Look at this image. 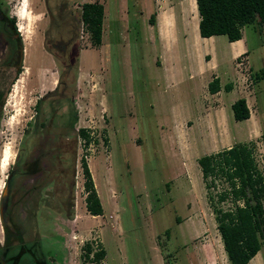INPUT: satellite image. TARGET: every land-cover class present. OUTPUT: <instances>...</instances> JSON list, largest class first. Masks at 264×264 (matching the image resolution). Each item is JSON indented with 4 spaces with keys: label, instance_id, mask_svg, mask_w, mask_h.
I'll list each match as a JSON object with an SVG mask.
<instances>
[{
    "label": "rangeland",
    "instance_id": "1",
    "mask_svg": "<svg viewBox=\"0 0 264 264\" xmlns=\"http://www.w3.org/2000/svg\"><path fill=\"white\" fill-rule=\"evenodd\" d=\"M84 1L89 0H0L24 46L22 71L27 47L40 63L30 78L41 72L48 81L12 96L20 52L5 53L0 33V264H230L208 199L211 194L217 200L226 183L217 179L207 189L197 158L252 140L264 172V79H254L264 68V31L243 28L248 49L233 59L225 35L210 41L221 69H237L247 84L252 114L236 120L235 90L223 93L221 106L206 91L216 59L196 47L192 25L185 26L180 5L186 0H90L103 4L105 19L99 46L81 23L78 27L74 126L90 128L92 140L85 145L68 132V146L57 160L54 146L71 115L53 106L39 116L34 105L55 88L62 65L74 61L77 44L70 42V27ZM163 62L172 73L169 88ZM230 76L226 73L224 84ZM104 85L107 106L98 100ZM81 158L102 215L86 209ZM217 205L233 207L230 198ZM86 243L105 250L99 263L84 257ZM248 264H264V243Z\"/></svg>",
    "mask_w": 264,
    "mask_h": 264
},
{
    "label": "trees",
    "instance_id": "2",
    "mask_svg": "<svg viewBox=\"0 0 264 264\" xmlns=\"http://www.w3.org/2000/svg\"><path fill=\"white\" fill-rule=\"evenodd\" d=\"M195 1L199 15L198 32L202 37L225 35L229 41H234L240 39L243 28L250 25L258 33L264 31V0ZM76 11L78 12V20L73 22L70 27V33L73 34L70 38L71 44H77L75 42H77L78 27L81 23L89 33L92 45L99 46L102 41L103 4L98 1H84L81 3L80 9ZM155 16L154 12L150 15L149 22L151 24L155 23ZM14 45L12 46L13 48ZM22 47L20 38L18 42L20 63L16 67L11 83L22 71ZM74 48L75 57L73 63L62 65L55 88L48 91L45 95L39 96L34 105L35 112L39 116L41 112H43V115L45 111L50 112L53 106L61 110L64 107L65 112L71 115L69 124L64 123L61 125L62 133H59L54 146L56 151H54L55 155L53 156L57 160L63 158V147L68 146L67 143L69 142L66 137L68 132L74 131L76 136L84 140L85 145L92 140L90 128L81 126L75 131L74 126L77 114L74 97L76 93L79 45H74ZM254 79L256 81L264 79V68L254 72ZM224 88L228 90L230 86L226 84ZM7 90L8 88L6 92ZM208 90L211 93L220 90L218 77H214L208 82ZM52 99H56L57 103ZM2 101L3 98L0 103ZM231 108L236 120L250 117V109L244 97L236 99L231 104ZM40 124L41 127L45 126L42 121ZM262 136H264V133H262ZM72 141L75 142V140ZM254 150L255 143L249 140L235 142L228 147L197 158L202 179L207 189L214 187L217 179L226 183V186L217 194V200L211 194L208 195V199L230 264H248L260 251L264 243V172L258 167ZM75 152L76 145L74 146L73 144L71 154L75 155ZM74 159L75 156H73V162ZM81 166L84 175L83 185L86 209L92 215H102L103 206L96 191L87 160L84 158H81ZM9 182L10 178L6 180L5 188ZM226 198L231 199L232 208L224 209L217 205ZM72 214H67V217L72 218ZM84 251V257L91 263H99L105 255L104 249L94 250L89 243L85 244Z\"/></svg>",
    "mask_w": 264,
    "mask_h": 264
},
{
    "label": "crops",
    "instance_id": "3",
    "mask_svg": "<svg viewBox=\"0 0 264 264\" xmlns=\"http://www.w3.org/2000/svg\"><path fill=\"white\" fill-rule=\"evenodd\" d=\"M192 3H193V0L191 1V5H192ZM194 4H195V0H194ZM180 9H181L180 10V16H181V18L183 17L182 20L185 23V26L187 27V24H188L189 26L192 25V27H193L191 33L193 34L196 47L203 52H209L211 54H214V57L216 59L214 45L212 42H210L211 40H214L216 38V35H212L210 37H202L199 35V32H198L199 15L197 16V11L195 10V12H194L195 21H193L192 14H190V11H189V0H186L185 2H183L180 5ZM104 19H105V13H104V18H103V24H104ZM207 38H209V40H206ZM228 45H229V50H230V54H231L232 59L237 58L239 55L246 52L248 49V45H247L246 36L244 34V30L242 31V37L240 39H237L234 41L228 40ZM215 62H216L215 66H213V68H211V70H209L210 76H209V79L207 81V90H206L207 93L209 95H211V97L215 96L216 98H218L220 106H221L220 101L222 99L221 96L223 95V93L224 92H233L234 90L238 93L239 97H235L233 102L240 97H244L246 99V102L248 103L249 92L244 87V86H247V84L245 85L242 83V79L239 76V71L237 69L232 68V67H229V68L227 67V68L221 69L220 64L217 61V59ZM238 64H240V63H238ZM165 65H166L165 62H163L162 66L165 67ZM228 72L230 73L231 78L229 79L228 83L224 84V82H225L224 79L226 77V73H228ZM165 77H166V80H165L166 88H169L173 84V78H172V73L169 70V68L167 67V65H166V76ZM214 77H218V79H219L220 90H218L217 92L211 93L208 90V82L210 80H212ZM236 77H239V79H236ZM203 84H204L203 86H205L204 82H203ZM226 84L230 86V88L228 90H226L224 88V86ZM203 88L205 89V87H203ZM98 100L100 101L101 104H103V105L105 104L107 106L108 99H107V89H106L105 85L100 86V93L98 95ZM201 100H202V96H201ZM203 111H202V114H203L204 119L208 120L209 119V117L207 116L208 111L205 110L206 113H204ZM219 111L220 110L218 109V112H217L218 114L216 113L217 119H219V116H220ZM103 114H105V116H107V109L104 108ZM250 114H252L251 111H250ZM210 117H211V120L213 121V117H215L214 113H212V115ZM83 127H86V125L83 124Z\"/></svg>",
    "mask_w": 264,
    "mask_h": 264
},
{
    "label": "bare ground",
    "instance_id": "4",
    "mask_svg": "<svg viewBox=\"0 0 264 264\" xmlns=\"http://www.w3.org/2000/svg\"><path fill=\"white\" fill-rule=\"evenodd\" d=\"M192 10H193V13L195 12V10L198 13L196 1H195V4H194V1L192 3ZM34 55L36 56V54L33 53V51L30 48H27V47L25 48V62H26L25 63L26 64L25 65V70L22 71V73L19 75V77L14 82L13 87H12V91L10 93L12 96L18 95L20 93H24V92L28 91L29 89H32L34 87V85L37 82H39V81H40L39 83H41L42 85H45V84L48 83V81L46 80V78L43 77V75L41 74V72H39L38 74H36V76L34 78H30L32 68H37V67L40 68L39 67L40 66V63H39L38 60L35 59L36 57H34ZM28 78L30 79V82L27 81V80H29ZM39 89H41V88H39ZM2 159H3V162L4 163L7 162V160H8L7 152H5V151L3 152ZM91 167H92V171H93V177L95 179V170H94L93 162L91 163ZM79 205H80V203L77 200L76 201V208L79 207Z\"/></svg>",
    "mask_w": 264,
    "mask_h": 264
},
{
    "label": "flooded vegetation",
    "instance_id": "5",
    "mask_svg": "<svg viewBox=\"0 0 264 264\" xmlns=\"http://www.w3.org/2000/svg\"><path fill=\"white\" fill-rule=\"evenodd\" d=\"M0 22H1V26L3 27L2 31H0L4 42H5V46H6V51L5 53H13V52H17L18 50V42H19V38H18V33L16 32L15 29V21L12 18L11 15L7 14V12H5L4 8L1 7V3H0ZM5 26V27H4ZM5 28V29H4ZM12 38H14V40H12ZM14 44V48L12 47ZM4 261H2L3 263Z\"/></svg>",
    "mask_w": 264,
    "mask_h": 264
},
{
    "label": "water",
    "instance_id": "6",
    "mask_svg": "<svg viewBox=\"0 0 264 264\" xmlns=\"http://www.w3.org/2000/svg\"><path fill=\"white\" fill-rule=\"evenodd\" d=\"M23 51H24V46H23ZM17 78H18V77H17ZM17 78H16V79H17ZM16 79H15V80H16Z\"/></svg>",
    "mask_w": 264,
    "mask_h": 264
}]
</instances>
